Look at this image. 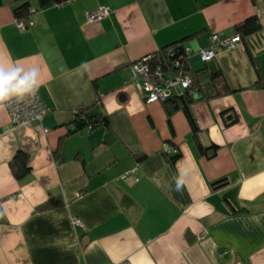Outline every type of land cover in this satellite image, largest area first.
Listing matches in <instances>:
<instances>
[{"label": "crops", "instance_id": "1", "mask_svg": "<svg viewBox=\"0 0 264 264\" xmlns=\"http://www.w3.org/2000/svg\"><path fill=\"white\" fill-rule=\"evenodd\" d=\"M106 5V17L87 21ZM253 14L259 31L202 61L212 33L234 36ZM188 35L192 68L220 70L242 89L191 102L195 133L174 111L172 134L162 103H146L133 85L131 64ZM0 65L18 79L38 69L49 108L11 130L0 105V264H264V87H251L264 77V0H72L38 9L24 30L2 0ZM84 108L106 114L109 127L75 131ZM229 109L238 121L226 125ZM211 143L208 158L198 146ZM17 149L31 165L20 180L8 164ZM49 195L63 208L41 209Z\"/></svg>", "mask_w": 264, "mask_h": 264}, {"label": "trees", "instance_id": "2", "mask_svg": "<svg viewBox=\"0 0 264 264\" xmlns=\"http://www.w3.org/2000/svg\"><path fill=\"white\" fill-rule=\"evenodd\" d=\"M71 1L72 0H12V12L14 18L23 19L28 26L29 20L34 15L33 14L31 16L29 14L30 8H34L37 11L38 9L44 8L50 4H61L57 6H63ZM253 2H255V0H253ZM1 4L2 0H0V5ZM234 28L235 35H239V39L241 41L243 38H246L247 36L259 31L261 29V23L259 18L253 14L237 23ZM191 36L192 35L182 37L176 41L164 45L154 52L148 53L151 55V59L148 63L151 68L157 66L161 67L162 71L165 72L167 77L169 78L172 77L173 72L179 69L182 70L185 75L191 78V84L181 94L175 93L171 97H167L160 102L164 107L167 117V124L172 134H174V129L171 123V115L174 111L182 108L187 113L193 127V132L195 133L197 127L189 113V104L191 102L198 100L208 101L210 99L242 89L241 86L236 87L230 84L224 73L220 70L209 71L205 66L199 69L192 68L189 62L188 53L183 45L184 41ZM145 55L147 54H144L142 56ZM248 55L250 56V58L252 57L250 51H248ZM169 73H171L170 76L168 75ZM251 87H264V77L258 73L257 80L251 85ZM96 103H98V101ZM221 115L226 125H231L238 121V117L233 112H231L230 109L222 111ZM73 123L75 125V131L90 130L99 126L109 127V119L106 114L102 112L88 113V110L85 108L75 111ZM168 145L171 148H175L173 144L169 143ZM198 148L202 154L206 155L208 158H211L215 156L218 150V145L211 143L206 147L199 145ZM164 153L166 157H168V160L172 167H175V163L179 159L180 153L173 154L172 152H168L165 150ZM55 158L58 159V162H60L61 157L59 156L57 150L55 152ZM8 164L12 175L17 180L24 178L31 172L29 154L21 149H17L15 151ZM225 182L226 178L223 177L214 181L212 185L214 187H220L225 184ZM63 204L64 203L59 196L49 195L47 202L41 207V209H62Z\"/></svg>", "mask_w": 264, "mask_h": 264}, {"label": "built area", "instance_id": "3", "mask_svg": "<svg viewBox=\"0 0 264 264\" xmlns=\"http://www.w3.org/2000/svg\"><path fill=\"white\" fill-rule=\"evenodd\" d=\"M61 5V4H55ZM111 11L109 6H101L92 11L87 12L86 17L88 22L98 21L108 15ZM36 10L29 9V14L32 16ZM16 26L21 29H27L32 24V18L27 23L23 19H16ZM240 42L239 35L221 38L217 33L210 35V45L200 50L201 58L204 62L210 61L215 57L216 49L222 46L227 49H232ZM151 55L147 54L135 60L131 64V79L133 85L143 97L146 103L161 102L167 97H171L176 93V89L180 88L182 91L189 87L191 78L183 73L182 70L173 72L171 78L167 77L166 73L162 71L161 67L157 66L151 68L149 60ZM8 111L11 130L20 126L30 125L42 119L43 115L49 111L41 99L38 91L33 89V94L25 95L22 99L13 97L10 101L4 104ZM165 151L174 152V148L166 145ZM77 223V219H73Z\"/></svg>", "mask_w": 264, "mask_h": 264}, {"label": "clouds", "instance_id": "4", "mask_svg": "<svg viewBox=\"0 0 264 264\" xmlns=\"http://www.w3.org/2000/svg\"><path fill=\"white\" fill-rule=\"evenodd\" d=\"M17 72H6L4 66L0 65V105L10 101L13 97L22 99L25 95L33 94L38 89V79L34 78L39 75V70L33 73L32 77H23L18 79ZM183 184L182 179H177V190H180Z\"/></svg>", "mask_w": 264, "mask_h": 264}, {"label": "rangeland", "instance_id": "5", "mask_svg": "<svg viewBox=\"0 0 264 264\" xmlns=\"http://www.w3.org/2000/svg\"><path fill=\"white\" fill-rule=\"evenodd\" d=\"M97 8H98V7H97ZM95 9H96V8H95ZM35 10H36V9H35ZM93 10H94V9H93ZM91 11H92V10H91ZM88 12H89V11H88ZM86 14H87V13H86ZM106 16H107V15H106ZM106 16H105V17H106ZM14 21H15V18H14ZM15 24H16V22H15ZM235 47H236V46H235ZM235 47H234V48H235ZM232 49H233V48H232ZM213 58H214V57H213ZM213 58H212V59H213ZM191 63H192V66H193V67H195V66H196V65H195L196 63H195L194 61H193V62H191ZM168 75L170 76V75H171V73H169ZM184 90H185V89H184ZM184 90H183V91H184ZM181 91H182V90H181ZM183 91H182V92H183ZM140 95H141V94H140ZM4 104H5V103H4ZM174 150H175V148H174ZM174 152H175V151H174ZM174 152H172V153H174Z\"/></svg>", "mask_w": 264, "mask_h": 264}]
</instances>
